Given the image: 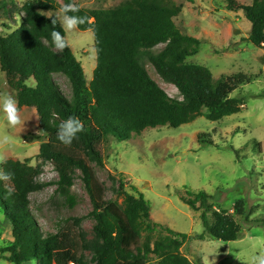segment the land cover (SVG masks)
Masks as SVG:
<instances>
[{
    "label": "trees",
    "instance_id": "trees-1",
    "mask_svg": "<svg viewBox=\"0 0 264 264\" xmlns=\"http://www.w3.org/2000/svg\"><path fill=\"white\" fill-rule=\"evenodd\" d=\"M8 1L2 0L1 5L6 6ZM225 2L228 10L243 11L251 24L248 40L258 48L264 47V0H252L250 4ZM67 3L76 5L75 0H25L19 25L6 35L0 34V70L17 106L34 107L39 128L47 135L57 137V126L70 116L84 124L72 149L47 141L39 145L36 158L40 162L36 165L30 164V157L0 162V173L11 174L10 180H0V208L12 226V242L2 248L8 255L2 257L14 264H117L151 258L154 264H194L181 251L188 236L154 222L150 202L125 176H111L113 184L117 183L113 191L122 197L121 202L93 200L87 217L93 220L98 241L92 244L86 260L76 251L54 256L59 235L42 233L29 208L28 196L44 185L37 181L41 163L51 161L58 174L54 183L61 205L74 207V168L89 183L88 165L75 153L77 148L102 166L97 145L110 137L123 141L148 128L178 127L198 116L216 121L238 113L245 99L230 94L238 85L250 82L252 76L240 72L215 78L208 67L185 62L198 52L200 40L176 26L174 18L182 12V4L174 0H121L107 8L76 5L79 11L68 13L83 17L85 22L77 29L90 30L93 36L96 63L88 81L70 45L63 51L52 46L51 32L59 30L64 37L65 32L59 21L53 25L42 12L60 9ZM161 44L162 49L151 52ZM143 58L163 81L177 88L181 99L170 97L159 86L144 67ZM55 73L67 77L70 96L53 80ZM29 79L34 80L33 85H27ZM204 135L200 134L198 141L212 144ZM128 183L132 192L125 188ZM179 198L198 212L203 231L195 238L229 242L240 237L242 228L235 215L242 213V203L235 204L234 213L229 212L215 206L206 191L187 187ZM83 217L74 220L80 222Z\"/></svg>",
    "mask_w": 264,
    "mask_h": 264
},
{
    "label": "rangeland",
    "instance_id": "rangeland-1",
    "mask_svg": "<svg viewBox=\"0 0 264 264\" xmlns=\"http://www.w3.org/2000/svg\"><path fill=\"white\" fill-rule=\"evenodd\" d=\"M25 0H9L6 6L0 0V34L6 35L19 25L21 5ZM121 0H75L82 8H107ZM182 4V12L174 18L176 26L183 32L200 40L196 54L188 56L186 63L208 67L215 78L221 75L245 73L252 80L240 84L231 97L244 98L238 113L211 121L198 116L178 127L158 126L148 128L129 139L117 141L110 137L97 145L103 165L99 166L83 149L76 154L85 158L89 169V183L82 172L74 168L71 191L77 203L68 208L61 205L55 192L57 171L51 161L42 162L38 182L44 185L28 196L29 208L43 234L59 235L55 257L66 252H78L83 259L90 257L92 244L98 241L93 230V220L87 217L93 200L122 201L113 191L111 176H125L150 202V216L154 222L184 233L186 238L181 251L194 264H251L254 255L264 254V47L258 48L249 40L250 22L242 10L230 11L225 0H174ZM250 4L251 0H237ZM60 9L43 10L47 16L59 15ZM61 25V24H60ZM235 30H239L235 33ZM73 54L80 61L88 81L96 63L93 36L90 30L65 31ZM163 45L155 46L152 53ZM142 63L149 75L167 94L181 99L177 88L163 81L146 58ZM59 88L70 96V84L60 73L52 75ZM34 80H27L33 85ZM12 96L5 74L0 70V97ZM13 97V96H12ZM20 115L24 125L10 127L0 118V162L12 158L30 164L40 162L36 158L42 142L57 144L62 149L73 146L61 143L57 137L44 134L38 125L34 107L22 106ZM2 117V113H0ZM205 134L212 144L198 141ZM126 189L130 192V187ZM202 189L212 196L215 206L234 213L236 203H242L241 214L235 218L242 232L237 240L224 242L216 239L199 240L196 234L203 231L198 212L183 203L179 194L185 188ZM83 217L80 222L74 218ZM12 226L0 208V264H14L2 251L12 242ZM154 264L155 259L117 264ZM23 264H35L25 262Z\"/></svg>",
    "mask_w": 264,
    "mask_h": 264
},
{
    "label": "clouds",
    "instance_id": "clouds-1",
    "mask_svg": "<svg viewBox=\"0 0 264 264\" xmlns=\"http://www.w3.org/2000/svg\"><path fill=\"white\" fill-rule=\"evenodd\" d=\"M78 11L79 8L76 5L67 3L60 8L59 15L48 17L51 18V23L53 25L59 21L61 27L65 31H73L80 24L85 22L83 17L68 15L70 12L75 13ZM51 42L52 46L58 51H63L65 48L69 47L68 41L59 30H53L51 32ZM0 113H2V117L0 118H2L10 127H16L25 124V120H22L20 115V109L17 106V102L12 96L0 97ZM83 131L84 124L82 121L77 117L70 116L60 122L57 126V138L61 143L65 145H71L73 140L78 138V133ZM0 159H2V157H0ZM10 179V173H0V180L7 181ZM8 194H12L11 188L8 189ZM251 264H264V254L252 256Z\"/></svg>",
    "mask_w": 264,
    "mask_h": 264
},
{
    "label": "water",
    "instance_id": "water-1",
    "mask_svg": "<svg viewBox=\"0 0 264 264\" xmlns=\"http://www.w3.org/2000/svg\"><path fill=\"white\" fill-rule=\"evenodd\" d=\"M234 32H235V33H238V32H239V30H235Z\"/></svg>",
    "mask_w": 264,
    "mask_h": 264
},
{
    "label": "crops",
    "instance_id": "crops-1",
    "mask_svg": "<svg viewBox=\"0 0 264 264\" xmlns=\"http://www.w3.org/2000/svg\"><path fill=\"white\" fill-rule=\"evenodd\" d=\"M252 1V0H251Z\"/></svg>",
    "mask_w": 264,
    "mask_h": 264
}]
</instances>
